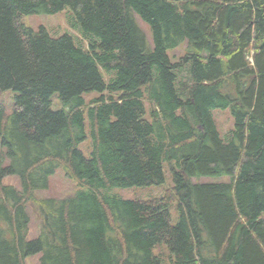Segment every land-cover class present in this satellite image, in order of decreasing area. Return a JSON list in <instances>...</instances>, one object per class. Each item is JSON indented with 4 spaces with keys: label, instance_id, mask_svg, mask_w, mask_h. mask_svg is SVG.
Here are the masks:
<instances>
[{
    "label": "trees",
    "instance_id": "trees-1",
    "mask_svg": "<svg viewBox=\"0 0 264 264\" xmlns=\"http://www.w3.org/2000/svg\"><path fill=\"white\" fill-rule=\"evenodd\" d=\"M66 8L87 46L24 22ZM10 90L0 264H264V0H0ZM213 110L233 117L226 141ZM61 167L84 191L37 197ZM167 169L173 186L158 197L102 193L162 185ZM14 176L20 189L4 183ZM219 177L229 181L194 182Z\"/></svg>",
    "mask_w": 264,
    "mask_h": 264
},
{
    "label": "rangeland",
    "instance_id": "rangeland-1",
    "mask_svg": "<svg viewBox=\"0 0 264 264\" xmlns=\"http://www.w3.org/2000/svg\"><path fill=\"white\" fill-rule=\"evenodd\" d=\"M69 15L71 16V12L68 8L59 12L55 15H33L26 16L24 18V22L27 26L33 28L34 30H38L41 27H44L47 32L52 37H58L62 35H72L78 42L87 46L86 40L83 38L80 30L74 24L73 21H70ZM144 31L150 34V30L148 26L138 20ZM73 24V25H72ZM186 46H182L179 49L170 52V56L174 61H178V59L184 55ZM183 76L186 77V72L183 73ZM17 93L10 91H0V105H2L6 113L11 115L14 111L15 98ZM97 96V93L87 94V99H92ZM145 105L147 109H150L151 103L146 101ZM62 108V103L58 94H54L52 97V109L60 110ZM213 117L216 122L218 131L221 135V138L226 141L229 139V133L234 128V120L230 114L229 110H213ZM90 139H88L85 143L80 145V149L84 151L86 156L89 155L87 151V145H90ZM225 182L229 181L227 178L219 177V178H201L200 180H194V182L208 183V182ZM5 184L14 185L16 188L20 189V180L18 177H10L4 180ZM173 186V178L169 169L166 170V181L164 184L159 186H148V187H130V188H113L109 190L102 191L104 195L107 196H116L122 199L128 200H146L153 197H158L162 195L165 190L169 187ZM84 191L82 187L79 186L76 180L70 179L65 176V169L63 167L59 168L56 174L51 178L50 187L45 191L36 192L37 197H56V198H65L69 196H73L79 191ZM28 213L31 217L30 224V235L29 240L35 239L41 230L40 227V219L37 212L31 207L28 206ZM172 219L173 223L176 224L178 221V216L176 212V208H172ZM40 255L31 256L27 259V264H39ZM164 264V261L163 263Z\"/></svg>",
    "mask_w": 264,
    "mask_h": 264
}]
</instances>
